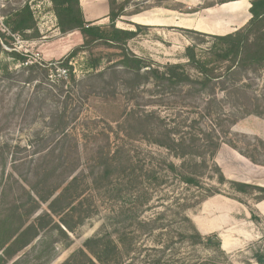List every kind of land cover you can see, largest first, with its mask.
Returning a JSON list of instances; mask_svg holds the SVG:
<instances>
[{"label": "trees", "instance_id": "trees-1", "mask_svg": "<svg viewBox=\"0 0 264 264\" xmlns=\"http://www.w3.org/2000/svg\"><path fill=\"white\" fill-rule=\"evenodd\" d=\"M230 1L237 0L220 4ZM50 2L60 32H80L83 37L82 44L65 57L51 62L30 60L29 54L19 52L9 44L8 40L13 41L16 36L26 41L41 37L29 2L4 16L3 25L7 31L0 29V69L4 78L11 79L12 74L17 73L23 89L32 88L28 98L30 109L36 106V112L40 113L44 123L30 141L37 146L36 164L31 167L30 174L38 179L34 184L26 180L28 189L25 190L27 200L24 203L15 202L9 209L0 207V264L15 261L18 254L43 233L50 237L57 230L70 245V235L94 213L91 208H85L86 189L98 192L105 189L109 195L114 190L112 186L115 188L120 184L122 187L126 183L136 193L137 207L149 208L152 193L157 189L168 185L175 189L176 194L169 206L164 207V212L148 222L138 223L140 229L136 233L141 234L142 227L147 228L154 246H138L139 235L133 234V240L127 246L119 239L123 244L121 248L114 236L102 226L62 264H125L129 257L141 261L140 264H162V254L172 248L175 237L180 244L210 247L226 255L218 236H203L188 212L199 208L211 197L224 195L217 185L248 188L263 193L256 200L264 199V188L228 180L215 162L221 145L226 144L253 164L264 167L262 139H249L248 145L254 147V152H251L229 138L230 134L233 135L234 125L244 117L236 114L241 100L243 115L264 117V95L249 94L253 84L240 86L238 78H234L248 72L264 74V0H251L249 21L233 33L220 36L183 29L213 39L207 51L210 56L200 57L197 46L192 45L185 50L187 63L166 65L139 57L128 47L141 30L149 27L134 23L136 30L117 27V21L125 15L128 1L107 0L109 23L104 25L86 20L81 0ZM85 10L90 15L89 9ZM4 40L11 51L5 49ZM101 45L106 46L107 54L94 52ZM2 54H7L20 69L11 72L7 64L3 65ZM80 60L84 71L82 77L77 75L74 66V62ZM222 74L226 76L225 84L231 82L228 88H224L232 91L231 94L224 98L214 94L200 97V92L214 91L219 84L225 87L224 83H216ZM184 89L193 90V94L184 95ZM241 91L244 95L238 96ZM121 95L126 104L120 112L124 122L116 131V141L112 143L109 133L104 131L91 132L96 136L99 133L105 135L106 141L97 144L90 157L89 152L82 149L79 134L83 111L94 100L117 101ZM159 106L168 109L192 106L195 109L188 115L181 109L175 114L163 115L155 108ZM191 114H197L198 118H191ZM111 121L117 123L119 120L113 118ZM225 122H229L227 131L222 130ZM108 127L114 132L111 126ZM87 133L82 129V137ZM130 139L135 143L144 141L157 152L144 151L142 146L130 148L125 145ZM114 172L118 178L113 176ZM180 188L186 192L178 193ZM108 199L115 197L109 196ZM43 204H48L47 209L42 208ZM258 218L261 217L252 211V221L256 222ZM50 225V230L44 232ZM175 225L176 230L173 228ZM45 239L43 236L34 248L44 246ZM215 239L218 242H214ZM58 241L54 239L52 243ZM52 250V246L42 250L39 258ZM53 258L50 256L42 264H49ZM19 259L14 263L17 264ZM254 259L258 264H264V250ZM212 260L209 258L194 264H215Z\"/></svg>", "mask_w": 264, "mask_h": 264}, {"label": "rangeland", "instance_id": "rangeland-1", "mask_svg": "<svg viewBox=\"0 0 264 264\" xmlns=\"http://www.w3.org/2000/svg\"><path fill=\"white\" fill-rule=\"evenodd\" d=\"M128 1L125 15L121 17L116 25L122 29L136 30L133 25V16L135 14H142L151 10L154 6L163 5L167 8L174 9L182 7L176 3L175 0H119V3ZM227 0H203L200 6L208 7L220 4ZM251 1V0H250ZM25 2H29L33 8L37 27L40 32V38L37 40L26 41L21 37L16 36L15 39L8 40L12 47L17 51L29 54L30 60H37L40 62H51L59 60L65 57L75 47L79 46L83 42V37L80 32H72L68 34H62L57 27V18L53 12L52 4L50 0H0V29L7 31L3 25L4 16L8 15L13 9L20 7ZM101 5L103 3L101 2ZM83 6L85 9H89L88 4L83 0ZM184 13L186 10L182 9ZM188 11V10H187ZM139 12V13H137ZM249 16L248 12L240 17ZM139 22H144V19H136ZM100 25L108 24L109 19L106 17L99 20H95ZM9 34V33H8ZM254 35L252 36V39ZM214 40L197 36L191 32L183 31V28H174L166 26L162 28L148 27L141 30L139 34L128 43L130 50L137 56L152 60L159 65H166L168 63H187L185 58V50L188 46L196 45L200 57L206 58L210 55L208 50L212 46ZM5 49L11 51L10 45L4 40ZM95 53L107 54L109 51L106 46L101 45L94 49ZM3 65L9 66L11 72L19 70L20 66L13 61L7 54L1 55ZM82 60V59H81ZM75 61L74 66L78 76L82 77L84 74L82 61ZM106 61L104 62V65ZM2 69H0V207L3 209L11 208L15 202L24 203L27 200L28 187L26 180L29 184H34L38 178H35L30 174V169L36 164L37 151L36 143L31 144V140L35 137L36 133L43 127L44 123L40 117V113L36 112V106L30 109L28 98L32 92L31 87L23 89L18 81V74H12L11 79L4 78ZM238 78V85L253 84V89L249 91V94L255 93L264 95V74L256 75L253 72L237 74L234 78ZM226 76L222 74L221 78L216 80V83H224ZM231 82L219 84L214 91L208 90L200 92V97H208L209 94L217 95L218 98L228 97L232 91L226 90ZM193 90L184 89V95L193 94ZM181 92H175L179 94ZM182 94V93H181ZM183 95V94H182ZM238 96L244 95L243 92H239ZM243 104V101H240ZM201 103V101H199ZM125 98L123 95L119 97V100H111V102H105L102 100H94L92 104L89 103L82 114V120L79 129L81 140L83 143L82 149L87 150L92 154V150L97 144L105 143V135L99 133V136L91 132L104 131L109 133L111 142L116 141V131H119L120 125L124 122V117L121 116L123 109H125ZM239 106L237 116L241 117L234 125L233 135L230 134L229 138L237 142V144L254 152V147L248 145L249 139L260 138L264 141V117L254 114L243 115L241 110L242 106ZM119 108V109H118ZM133 108V107H132ZM163 115H171L182 110L185 115H188L191 111H194V107L177 106L176 109H168V107H155ZM228 113L230 110L227 107L225 109ZM121 112V113H120ZM120 113V114H119ZM47 114V111H46ZM125 115V112H124ZM119 120L117 123L111 121V119ZM191 118H198L197 114H191ZM111 126L114 132L110 131ZM229 128V122H225L222 126L223 131H227ZM82 129L87 132L85 137H82ZM247 136L248 138L237 137ZM84 139L85 143H84ZM130 141V142H129ZM125 145L130 148H137L142 146L144 151L157 152L153 146L148 145L146 142H138L129 140ZM135 143V144H134ZM134 144V145H133ZM226 145V144H224ZM7 146V147H6ZM222 146V145H221ZM263 149H259L262 152ZM86 160V159H85ZM177 162V160L172 159ZM83 165L86 164L82 162ZM115 178L119 177L117 172L113 173ZM65 180V179H64ZM61 182V179H59ZM54 181V183H59ZM63 181V180H62ZM119 182V181H118ZM117 182V183H118ZM53 183V184H54ZM115 183V181H114ZM221 193L225 196L235 198L242 203L248 204V202H254L257 197L263 195V193L253 191L248 188L231 187L229 185L220 186ZM113 192L109 195L105 192V189L101 192L94 189H86L85 197H87V203L85 208L89 207L93 210L91 218L85 220L81 225L77 226L74 233L70 235L69 241L63 239L60 233L55 230L53 236L49 237V234L44 233L34 241L29 247L24 249L18 254L15 261L19 259L17 264H42L50 256H54L53 260L49 264H62L66 261L73 252L81 249L84 242L96 235L102 226L110 232L114 238L119 242V239L126 243V246L133 240L135 234L137 237L138 246L143 248H151L154 246L150 231L147 228L142 227L144 233H136L140 229V222H148L154 219L159 213L165 211V206H169L173 196L176 194L174 187L168 185L153 191V199L150 203V207H137L136 205V193L130 185L126 183L120 187V184L115 188L112 186ZM186 191L179 189L178 193H185ZM109 196L115 197V199H108ZM48 204H43L42 208L47 209ZM249 207V206H248ZM199 208L189 211L188 214L191 219L193 215L198 213ZM252 213V210L250 209ZM256 214V213H254ZM257 215V214H256ZM173 216V215H172ZM137 219V221H135ZM257 226V233L259 239L250 243L243 244V246L232 254L222 255L215 252L213 248L207 247H192L190 244H180L177 242V237L174 238L173 246L170 250L163 255L162 264H194L200 260H207L213 258L215 264H253L256 262L254 257L264 250V220L258 218L254 222ZM52 225L46 228L44 232H48ZM176 230L177 226H173ZM47 234V235H46ZM45 236V244L40 248H34L39 244V240ZM54 239H59L57 243H52ZM51 243L52 245H50ZM121 248L123 244H120ZM52 246L54 250L47 253L44 257H40L42 250L48 249ZM56 248V251H55ZM51 250V249H50ZM161 255V254H160ZM15 261H8L7 264H15ZM141 261L135 259H127L125 264H140ZM257 263V262H256Z\"/></svg>", "mask_w": 264, "mask_h": 264}, {"label": "crops", "instance_id": "crops-1", "mask_svg": "<svg viewBox=\"0 0 264 264\" xmlns=\"http://www.w3.org/2000/svg\"><path fill=\"white\" fill-rule=\"evenodd\" d=\"M202 1L175 0L182 6L180 9H170L163 5L154 6L145 13L135 14L133 23L157 29L171 26L223 36L242 28L251 17L250 0L230 1L208 7L200 6ZM85 2L88 4L90 15L87 14L81 0L87 21L99 20L108 15L107 0H102L103 5L100 0H85ZM182 9L186 12L181 11ZM245 11L249 16L240 17ZM136 19H144V22ZM215 162L228 180L264 188V167L253 164L228 145L223 144L220 147ZM250 209L264 220V199L245 204L225 195H216L200 205L198 213L193 215L192 220L203 236L217 235L221 249L226 254H232L243 244H250L259 239Z\"/></svg>", "mask_w": 264, "mask_h": 264}, {"label": "water", "instance_id": "water-1", "mask_svg": "<svg viewBox=\"0 0 264 264\" xmlns=\"http://www.w3.org/2000/svg\"><path fill=\"white\" fill-rule=\"evenodd\" d=\"M214 242H218V240L215 239Z\"/></svg>", "mask_w": 264, "mask_h": 264}]
</instances>
